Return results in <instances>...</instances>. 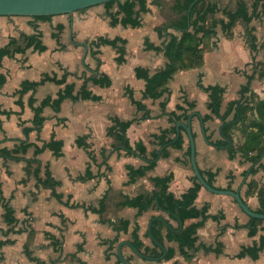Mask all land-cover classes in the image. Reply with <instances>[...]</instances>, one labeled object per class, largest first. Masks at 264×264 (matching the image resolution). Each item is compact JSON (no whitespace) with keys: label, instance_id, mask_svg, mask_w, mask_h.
Returning a JSON list of instances; mask_svg holds the SVG:
<instances>
[{"label":"crops","instance_id":"1","mask_svg":"<svg viewBox=\"0 0 264 264\" xmlns=\"http://www.w3.org/2000/svg\"><path fill=\"white\" fill-rule=\"evenodd\" d=\"M174 1L146 0L147 10L139 11L140 4L134 0L133 11L139 12L140 18V24L136 27L110 24L108 10L103 3L70 14L51 15L45 19L27 15H0V47L14 39L16 46L22 48L11 56H3L0 63V74L5 75V81L0 85V110L11 111L9 114L0 113V264H117V256L105 258L106 244L103 241L113 238L117 233L108 224L109 220H129L127 233H119L120 240L130 241V232L138 225L140 239L144 245L150 246L152 240L148 233V222L153 216L163 217L173 230L200 220L188 218L180 226L177 218L169 217L167 212L156 207L137 215V208L122 204L127 196L152 190L151 176L171 172L173 176L168 189L176 196L192 185V168L184 163L188 143L186 136L183 148L168 147V156L158 158L152 169L134 182L126 184V165L140 167L146 162L140 155L126 154L112 137L106 135L110 116L129 119L141 115L142 112L131 102L128 92L134 99L145 103L151 113L149 118L133 121L127 128L126 134L131 145L142 141L147 151H150L157 147L159 134L170 127L168 115L162 114L158 104L160 99L143 97L145 81L136 76L134 67L140 65L152 73L165 65L163 53L146 48L144 40L148 38L157 46L162 44L164 38L157 34L155 27L178 17L172 10ZM222 1L210 0L216 4L217 10L208 15L206 24L207 29L214 33L202 35L199 65L178 70L169 80L167 109L174 110L177 104L186 106V100L195 102L189 114H192L191 129L198 168L202 172H214V187L237 191L246 204L256 210L259 206L256 188L249 190V184L264 186V169L250 172V168L254 163L255 166L264 163V149L260 153L249 152L246 155L237 152L230 158L227 148L231 140L228 141L229 145L217 143L224 139L225 123L215 115L203 120V115L210 113L207 107L209 98L208 93L198 84L215 89L221 99L222 113L227 110L230 102L239 104L246 97L247 93L242 94L241 86L247 83L248 76L253 77L250 91L264 98V80L258 78L251 64L254 56L255 59L260 56L250 49L245 35V29L249 27L258 37V44L260 37L264 41V21L261 20L264 12L259 17L249 19L256 6L257 11L261 12L262 8L256 0H245L249 15L245 21L235 20L230 34H227L223 26L232 21L237 0H233L230 7L220 5ZM117 8L115 2L109 11ZM217 14L220 16L216 17ZM105 23L109 32L103 35L98 31ZM25 35L34 36L46 49L39 51L32 46L24 49ZM98 35L124 38L126 61L116 60L119 52L114 46L101 44L96 48L88 44ZM95 49L100 51L97 56L91 54ZM96 57L100 59L99 66ZM96 67L111 79V84L106 87L90 81L87 83V88L99 96L98 100L65 98L59 111L45 106L42 111L45 120L41 130H33L28 134V141L39 146L43 141H63L60 155H55L50 148H44L36 156L41 165L40 175L44 176L48 168L58 180L54 189L61 194V200L52 196L48 188H41L33 198L31 192L36 190L34 176L29 175L23 181L26 177L24 162L2 154L3 149H11L18 139H24L20 121L31 125L33 117V111L27 104L31 90L22 96V105L17 103L18 95L14 91L22 81L37 80L46 72H56L60 76L64 68L75 75L84 73L89 76L95 72ZM67 81L75 82V92L82 83V79L73 75ZM60 87L46 81L36 86L33 95L39 102L47 95L55 96ZM177 113H181V110H177ZM232 116L233 110L227 119ZM230 134L235 144L244 140L239 124L231 128ZM78 136H85L93 160L88 150L76 145L75 138ZM101 149L104 150L102 154ZM33 152L34 147H30L24 156L32 157ZM88 165L92 176L81 178L80 175L84 174ZM102 197L104 209L101 213L88 209L89 205L98 206ZM67 201L68 204L65 203ZM195 202L199 206L209 203L208 212L217 215V218H208L197 228L195 250L188 244L184 246L190 258L179 252L175 240L167 238L171 229L166 226L162 229L163 245L166 251L168 248L174 250L171 258L158 261L144 259L136 255L128 245L121 247L123 256L131 258L132 264H264V247L257 258L248 254L239 256L242 247L259 243L260 236L264 235V222L251 226L254 231L250 232V216L241 210L231 196L210 192L202 186ZM4 204L12 207L16 218L14 223L8 224L4 220ZM78 246H81L79 250ZM72 254L75 257L72 258Z\"/></svg>","mask_w":264,"mask_h":264},{"label":"trees","instance_id":"2","mask_svg":"<svg viewBox=\"0 0 264 264\" xmlns=\"http://www.w3.org/2000/svg\"><path fill=\"white\" fill-rule=\"evenodd\" d=\"M258 5L262 8V11H257L258 6L248 14V6L245 0H237L236 9L232 12V21L223 26V30H226L227 34H230V29L234 25L235 20L245 21L247 15L249 19L252 17H259L262 12H264V0H256ZM117 2V9L115 11H109L111 5ZM140 4L139 11H146V0H138ZM107 8V15L110 17V24L115 25L116 23H121L123 26L130 25L136 27L140 24L139 12L135 13L133 11L134 0H109L103 3ZM85 8L80 9L84 10ZM172 10L178 14L177 18L170 19L163 24L156 26L155 30L160 37H163V42L160 46L154 45L152 42L146 38L144 40V45L146 48L155 49L161 51L166 58V63L163 67L150 72L148 68L143 66H135L134 71L136 76L142 77L145 81V87L143 91V97L151 98L152 100L160 99L159 106L162 110V114H167L171 122L170 127L163 130L157 141V147H154L150 151H147L146 146L142 141H136L133 145L129 143V139L126 134L127 128L136 120H144L151 116L150 109L141 100H136L133 98L132 94L128 92L131 102L136 106L138 111H141V115L134 116L129 119H120L117 116H110V124L106 128V135L112 137L116 143H118L128 155H140L145 160V164L140 167H134L133 165L127 164V175L128 179L126 184L134 182L139 176L144 174V172L152 169L158 158L168 156V147L183 148L185 143L186 132L185 129L180 127L178 135H176V125L177 121H185L189 115V111L195 106L193 101H184L185 105L177 104L174 110L167 109V102L170 96V89L168 87V82L172 75L178 70H185L189 68L196 67L199 65L201 60V42L202 35L208 33H214L213 30L207 29L206 20L209 14L216 12L217 6L215 3L210 2V0H175L172 6ZM51 15L36 16L38 18H48ZM176 31V33L172 32ZM55 36V33H53ZM245 35L247 37V43L251 50L255 53L258 49H264V42L258 44L257 37L253 34L251 28L246 27ZM25 45L24 49L32 46L34 49L43 51L46 46L41 44L40 41L32 35L24 36ZM125 43L126 40L121 37L107 38L103 35H98L94 39L88 42L89 45L95 46L96 48L101 44H109L118 49L119 55L116 57L118 62L126 61L125 58ZM120 44V45H119ZM22 48L17 47L14 39H10L6 45L0 47V63L1 58L5 55L11 56L15 52L21 51ZM100 51L95 49L91 51V54L97 56ZM97 59V66L100 64V59ZM255 56L252 58L251 64L254 68V73H257L259 79L264 80V58L257 61ZM259 65V66H257ZM59 67H61L59 65ZM73 75L78 79H82L81 86L75 92V82L67 81V78ZM252 76H248V81L246 84L241 86V92L246 97L236 104L235 102H230L227 110L222 113L220 111L221 99L216 94L215 89L212 86H204L201 83L198 86L204 89L208 93L209 101L207 107L210 110L209 114L203 115V120H208L212 118V115L220 118L224 123V139L218 141L219 145H226L230 139V145L227 148L228 156L232 158L237 152H241L246 155L249 152L260 153L263 147V137H264V98H259L256 93L250 91V82ZM5 81V75L0 74V85ZM46 81L54 82L61 87L56 92L55 96L47 95L42 98L39 102L34 97L33 93L36 86L42 84ZM92 82L99 86H109L111 84L110 77L104 72L99 71L96 67L95 72L92 75L86 76L84 73L81 75H75L63 68V72L60 76L56 72L43 73L37 80H24L20 83L19 87L14 91V94L18 95L17 103L22 105V96L31 90V94L28 97L27 104L33 111V117L31 119V125H25V121H20L22 125V132L24 139H18L16 145L11 149H3L2 154L6 157L15 159L16 161L24 162V171L26 177L23 181L27 180L29 175L35 178V191H32V197L35 198L36 194L41 188L51 189V195L56 199L61 200V194L57 193L54 187L59 183L56 180L50 170L46 168L44 176L40 175V161L36 157L39 152L44 148H50L53 150L55 155H60L61 148L63 145L62 140H51L43 141L39 146L31 141H28L29 132L35 130L39 132L43 126L45 116L42 114L43 108L45 106H50L54 111H59L60 104L65 98L72 99H85L90 98L98 100L99 96L93 94L88 88L87 83ZM177 110H181V113H177ZM233 110V116L231 119H227L228 114ZM9 110H0V113L9 114ZM239 124V129L244 135V140L235 144L232 142L231 128ZM173 135V136H171ZM187 137V136H186ZM75 143L77 146H81L88 150V155L90 159H94L91 151H89V144L85 141V136H78L75 138ZM168 143L167 146H164ZM163 146L161 149L159 147ZM34 147V152L32 157H25L24 154L27 152L28 148ZM101 149L100 153H103ZM190 146L189 142L185 149V164L190 165ZM255 162V161H254ZM254 163L250 172H255L258 168L264 169V163H258L255 166ZM206 182L213 186L214 172H202L200 171ZM92 173L89 169V165L86 167L84 174L80 175L81 178H89ZM172 173L169 172L161 176H151L150 180L153 184V189L150 191H141L133 196H127L123 201L124 206H131L137 208V215L141 212L146 211L150 208L156 207L162 211L167 212L171 218H179L180 222H183L188 218H200L195 224L190 223L178 230H170L167 233V238L170 240H175L178 243L179 252L186 258H190L191 255L186 253L184 246L186 244L192 246L194 250L196 249L195 242L197 239L196 230L199 226L204 224L205 220L208 218H217V215H211L208 212L209 203H204L201 206L197 205L195 199L197 197L198 191L201 188L200 183L197 181L196 177L192 176V185L188 187L181 194L176 196L171 192L169 188L170 181L172 180ZM251 188H256V193L258 197L259 206L255 210L260 213H264V186L256 187L252 183L249 184V190ZM245 202V200H244ZM68 204V201L65 202ZM88 209L101 213L104 209V199H100L98 206L89 205ZM4 220L8 223H14L16 218L14 216V211L12 207L4 204ZM250 232L253 233L251 226L264 222V219L251 217L250 216ZM108 224L117 232L113 238H109L103 241L106 244L105 258L110 259L112 256H117L115 248L119 242V233H127L129 220L121 218L117 222L109 220ZM164 223L159 219H154L151 223V234L152 236L163 243V233ZM139 226L135 225L130 232V242L134 247L140 250L143 254L158 257L161 255V249L152 242V245H144L143 241L140 239L138 234ZM126 244L122 245L125 247ZM202 246V244H201ZM264 247V235L260 236V241L258 244L251 246H244L239 252V256L248 254L252 258H257L259 251ZM81 246H78V250ZM219 250V249H218ZM217 251V250H216ZM174 250L168 248L164 259H169L173 256ZM71 257H75L72 254ZM126 260L130 261L131 258L126 257ZM116 263L121 264V261L116 257ZM181 264V263H173Z\"/></svg>","mask_w":264,"mask_h":264},{"label":"water","instance_id":"3","mask_svg":"<svg viewBox=\"0 0 264 264\" xmlns=\"http://www.w3.org/2000/svg\"><path fill=\"white\" fill-rule=\"evenodd\" d=\"M109 0H0V15H27V16H44V15H55V14H64V13H72L74 11L80 10L82 8H86L92 5L104 3ZM191 116L188 115L186 122L177 121L176 125V135H178L179 128L182 127L185 129L186 136L190 146V166L192 168L193 174L196 177L197 181L200 183L202 187L207 189L210 192L224 194L231 196L241 210L251 217L264 219V213L257 212L251 209L246 202L242 199L240 194L232 189H218L214 186L209 185L204 177L202 176L200 169L198 168L195 156V139L191 129ZM229 141V140H228ZM166 143L164 146H167ZM229 145V142H228ZM154 219L161 220L166 227L173 230L169 223L161 216H153L148 222V233L150 238L154 244L159 246L162 253L158 257H151L143 254L140 250L132 245L129 240H120L115 248L116 255L122 264H132L130 261L126 260V258L122 254L121 247L123 244H126L130 247V249L139 257L149 260H162L166 255V248L163 243L156 240L151 234V223ZM179 219V218H178ZM180 222V220H179ZM182 223L180 222V226Z\"/></svg>","mask_w":264,"mask_h":264},{"label":"rangeland","instance_id":"4","mask_svg":"<svg viewBox=\"0 0 264 264\" xmlns=\"http://www.w3.org/2000/svg\"><path fill=\"white\" fill-rule=\"evenodd\" d=\"M225 0H223L222 2H219L220 3V5H224V6H231L232 4H233V0H230L229 2H224ZM227 1V0H226ZM217 16H220V14H217L216 15V17ZM262 21H264V16H263V19H261ZM261 21V22H262ZM259 31V30H258ZM100 34H103V35H106V34H108V30H107V25H106V23L101 27L100 26V29H99V31H98ZM258 38V37H257ZM258 41H259V44L260 43H262V42H264L263 41V39L260 37L259 39H258ZM257 54L260 56L258 59H256L257 61H261L263 58H264V49H258V52H257ZM257 61H255V62H257ZM257 66H259V65H257Z\"/></svg>","mask_w":264,"mask_h":264}]
</instances>
